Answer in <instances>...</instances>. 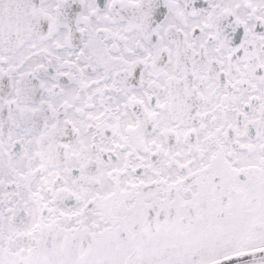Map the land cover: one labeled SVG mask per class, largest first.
I'll use <instances>...</instances> for the list:
<instances>
[{
    "label": "snow or ice",
    "instance_id": "obj_1",
    "mask_svg": "<svg viewBox=\"0 0 264 264\" xmlns=\"http://www.w3.org/2000/svg\"><path fill=\"white\" fill-rule=\"evenodd\" d=\"M0 264H264V0H0Z\"/></svg>",
    "mask_w": 264,
    "mask_h": 264
}]
</instances>
